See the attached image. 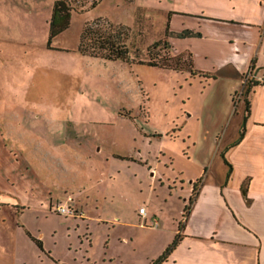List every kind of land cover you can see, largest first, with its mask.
Returning a JSON list of instances; mask_svg holds the SVG:
<instances>
[{
  "label": "rangeland",
  "instance_id": "1",
  "mask_svg": "<svg viewBox=\"0 0 264 264\" xmlns=\"http://www.w3.org/2000/svg\"><path fill=\"white\" fill-rule=\"evenodd\" d=\"M54 1L0 0V137L24 160L25 173L34 163L54 196L51 206L40 189L0 186V264H81L88 257L145 264L158 235L142 225L140 204L173 213L181 207L178 191L155 179L149 163L180 175L185 137L199 132L183 109L207 116L227 101H211L201 79L185 81V72L147 62L177 64L166 33L177 0H67L71 23L50 40ZM89 23L127 47L129 59L105 56L109 49L92 38L83 50ZM155 131L163 134H149ZM169 149L175 153L165 164ZM59 204L75 213L58 212Z\"/></svg>",
  "mask_w": 264,
  "mask_h": 264
},
{
  "label": "crops",
  "instance_id": "2",
  "mask_svg": "<svg viewBox=\"0 0 264 264\" xmlns=\"http://www.w3.org/2000/svg\"><path fill=\"white\" fill-rule=\"evenodd\" d=\"M168 19L171 51L191 55L196 73L169 69L185 72V81L198 78L206 82L211 101L222 98L227 106L209 108L207 116L203 111L188 113L184 106L185 121L195 116L199 132L193 135L189 131L188 139L185 137L187 165L181 167L180 175L171 177L164 170L160 174L158 164L149 163L155 179L159 177L178 191L181 207L180 213H173L159 204H140L147 206L146 215L139 213L142 225L151 226L158 235L152 245L155 251L145 264H151L177 233L178 244L161 264H264V0H177L176 7L168 9ZM187 29L194 33L180 34ZM251 66L256 76L245 83V72ZM241 90V97H235ZM173 129L180 130L177 125ZM2 132L0 129V136ZM199 135L206 139L202 148ZM2 139L0 186L16 185L33 192L40 189L42 195L49 193L52 206L53 188L43 182L34 163L32 171L25 173L24 160L18 161L12 145ZM164 149H160L163 155L168 152ZM174 153L169 149L165 164ZM113 154L131 158L115 152L109 155ZM194 189L196 195L186 218L185 206ZM71 199H75L72 194L68 195V201ZM154 216L159 220L157 226L149 225ZM125 238L131 241V235ZM91 260L82 259L81 264H95ZM107 264L116 262L110 257Z\"/></svg>",
  "mask_w": 264,
  "mask_h": 264
},
{
  "label": "trees",
  "instance_id": "3",
  "mask_svg": "<svg viewBox=\"0 0 264 264\" xmlns=\"http://www.w3.org/2000/svg\"><path fill=\"white\" fill-rule=\"evenodd\" d=\"M71 23V7L69 6V3L67 0H55L53 5V11L50 18V40L58 35L60 32L65 30ZM170 21L168 19L167 26H166V33L167 36L170 33ZM194 33L192 30H185L184 32H180L181 35H188ZM88 38L93 39V43L96 46L99 47H106L109 49V52L105 54V56L110 58H127L129 59L128 55V49L125 46H121L116 41L112 40L111 33L108 32V30H105L101 27H94L92 24H87L81 34V48L83 50L87 49L86 40ZM159 41L154 42V45H158ZM93 45V44H92ZM93 45V47H96ZM97 53V52H96ZM177 56V64L173 65L168 60L164 59V61H159L154 58L149 59L147 62L152 65H160L166 68H173V69H190L192 73H196V71L193 68V61L190 55V59L187 61L182 58V54H176ZM245 133V126L243 127L241 131L242 137ZM232 166L229 170V175L231 173ZM196 195V190L194 189V194L190 198V202L185 206L184 215L187 218L188 213L190 212V208L192 206V203L194 201V196ZM183 223L180 222V228H182ZM180 238V233H177L174 240L171 242V244L153 261L151 264H161L169 255V253L175 248V246L178 244ZM39 244L42 246V241L40 239H37Z\"/></svg>",
  "mask_w": 264,
  "mask_h": 264
},
{
  "label": "built area",
  "instance_id": "4",
  "mask_svg": "<svg viewBox=\"0 0 264 264\" xmlns=\"http://www.w3.org/2000/svg\"><path fill=\"white\" fill-rule=\"evenodd\" d=\"M255 76L256 75L253 72V66L249 67V69L245 72V77H244L245 83L246 82L248 83L249 81L254 79ZM242 94H243V91L241 90L240 92H238V94L235 95V97L240 98ZM56 210L58 212H63V213H75V210L73 209L72 206H67L65 204L57 205ZM139 211L142 215H146L147 214V206L141 205ZM158 224H159L158 217L154 216L152 225L157 226Z\"/></svg>",
  "mask_w": 264,
  "mask_h": 264
}]
</instances>
